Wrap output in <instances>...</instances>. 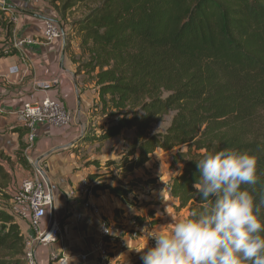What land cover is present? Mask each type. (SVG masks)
I'll use <instances>...</instances> for the list:
<instances>
[{"label":"trees","instance_id":"obj_1","mask_svg":"<svg viewBox=\"0 0 264 264\" xmlns=\"http://www.w3.org/2000/svg\"><path fill=\"white\" fill-rule=\"evenodd\" d=\"M86 1L60 0L58 8L65 13ZM90 2L70 22L65 38L75 73L93 82L96 94L87 124L95 127L79 144H102L133 130L120 156L103 165L123 178L143 168L156 150L193 146L199 153L174 154L173 164L180 162L181 168L167 185L173 208L188 213L205 203L194 188L196 161L209 151L235 148L255 155L257 182L243 187L256 202L264 198V0ZM75 39L78 55L71 50ZM168 112L173 115L165 130L152 132ZM26 147L20 140L16 159L30 170ZM0 157L7 159L2 152ZM87 164L100 166L97 159ZM101 175L86 176L94 195L108 190L126 204H138L131 183L138 178L123 182ZM10 179L0 164L4 199L9 197L2 185ZM24 250L19 225L9 209L0 208V264H27ZM129 264L143 261L138 257Z\"/></svg>","mask_w":264,"mask_h":264},{"label":"crops","instance_id":"obj_2","mask_svg":"<svg viewBox=\"0 0 264 264\" xmlns=\"http://www.w3.org/2000/svg\"><path fill=\"white\" fill-rule=\"evenodd\" d=\"M1 1L6 6L0 8V153L7 159L0 157V164L11 179L19 184L22 179L31 176L35 163L41 161L53 194L54 219L58 222L63 220L66 225L57 242L41 246L35 242L28 220L14 219L21 229L26 246L35 252L36 264H58L53 255L60 254L68 257V264H97L99 259L90 250L102 220L119 219L121 223L129 225V219L136 214L148 216L152 213L149 209L165 208L164 202L173 205L175 200L166 192V200L142 206L129 205L108 190H103L88 198V201L99 207L100 216H94L83 208V199L75 194V188L87 174L98 169L93 164L87 166V159H81L80 149L72 143L79 138L88 122L96 94L93 82L75 73V64L66 52L64 40L70 22L81 13L76 17L75 8L62 13L58 8L60 0ZM47 20L60 25V38L49 42L40 41ZM28 37L36 38L37 41L32 44L22 42ZM77 42V39L71 42V50L76 55L80 52ZM11 66H17L18 71L9 73ZM43 82L53 83L43 89ZM45 96L58 100L71 112V123L60 129L46 124L37 125L35 139L29 142L18 111L30 98L41 99ZM126 133L129 135L124 138ZM132 135L133 130H124L119 136L105 141L104 144H116L113 147L115 152L111 151L112 155H106L104 159L118 157ZM20 140L27 144L25 155L28 162H34L30 170L25 169L16 159ZM144 167L135 170V175H140ZM118 209L121 212L117 217L114 212ZM172 211L176 216L172 213L162 215V220L153 227L156 234L168 231L174 222L188 213L187 209ZM126 240L122 248H116L109 264H122L118 258L129 256V252L125 251H133L135 245L141 244L139 241L143 240L144 245L148 241L146 235H142L139 241L130 240L129 237ZM82 255H87L86 259L82 260Z\"/></svg>","mask_w":264,"mask_h":264},{"label":"clouds","instance_id":"obj_3","mask_svg":"<svg viewBox=\"0 0 264 264\" xmlns=\"http://www.w3.org/2000/svg\"><path fill=\"white\" fill-rule=\"evenodd\" d=\"M196 164L194 188L205 203L168 231L145 232L154 244L137 250L143 264H264V198L243 187L257 182L255 155L222 148Z\"/></svg>","mask_w":264,"mask_h":264},{"label":"built area","instance_id":"obj_4","mask_svg":"<svg viewBox=\"0 0 264 264\" xmlns=\"http://www.w3.org/2000/svg\"><path fill=\"white\" fill-rule=\"evenodd\" d=\"M5 6V3L1 1L0 8L3 9ZM60 37V25L51 20L45 21L40 41L49 42ZM36 41L37 39L32 37L22 40V42L31 44ZM17 71V66L9 68V73H16ZM52 83L43 82L41 86L43 89H47ZM18 116L20 123L26 130L29 142H33L35 139L37 125L46 124L53 128H66L72 120L71 112L61 102L49 96L41 99L30 98L25 101L18 111ZM34 169L36 173L20 181L18 190L11 198L9 211L17 220H28L35 242L41 246H48L61 238V229L59 222L51 217L53 205L51 187L37 168L34 167ZM90 187L91 182L87 178H83L76 186L75 194L83 199L85 210L94 216H100L99 207L88 201V198L94 195ZM129 223L133 225V228H137L134 217L129 219ZM134 235H136L135 230L124 233L116 222L102 221L95 235L90 253L99 259L97 264H101V262L102 264H109L113 258L112 254L117 251L116 248H122L125 245V238ZM86 257L87 255L80 256L82 260ZM24 259L27 264H36L35 252L28 248L26 243ZM53 259H56L58 264H68V257L63 254L53 255Z\"/></svg>","mask_w":264,"mask_h":264},{"label":"rangeland","instance_id":"obj_5","mask_svg":"<svg viewBox=\"0 0 264 264\" xmlns=\"http://www.w3.org/2000/svg\"><path fill=\"white\" fill-rule=\"evenodd\" d=\"M60 3L61 2H59V6H60ZM86 5H92V2L88 0L85 3L79 4L77 7H75L74 13H76L75 15L76 17L83 11ZM172 115H173V112H168L167 114L163 115L160 120L153 123L151 131L152 132L164 131L165 128L170 123ZM87 124L88 122L86 123V125H84V130L82 132L83 134L87 131L88 128H90L89 129V132H90V131H93L95 127L93 125L90 126V124L89 125ZM56 129H60V128H56ZM128 135L129 133H126V136L124 138H126ZM129 143H130V140H129ZM75 144H77L76 148L80 149L81 159H87V162L93 159H97L99 161L100 166H95V165L94 166L98 169L96 171L97 173L104 174V175H101L100 178H103L105 180L110 179V178L112 179L114 178L116 180L120 179L123 182H128L129 180H132L133 178H138V179H133L131 182L132 185L134 186L132 187L133 195L136 196L138 203H139L137 204L138 206H142L147 203L149 204V203L159 202V201L167 199L166 192H168L167 190L168 182L171 179V177L175 175L181 168L180 162L173 164L174 154H176L177 152L187 153L186 157H189L193 154L199 153L197 150L194 149L193 146H188V145H182L180 147L174 148L169 151L158 150L157 153L151 156L150 160L148 161L149 163L145 165L144 169L140 171V175L138 174L135 175V173H133V175H129L126 178H123L121 175L118 174L117 170L111 167L107 168L103 166L106 160L104 159L105 158L104 156L109 155V154L112 155V152H115V150H113V147L115 146L116 143L112 144V143L107 142L105 144L104 143L102 144H97V143L82 144L80 143L79 144V142H75ZM117 158L118 157L114 156V157H111L110 159H117ZM31 165L33 166L34 162H32ZM37 165L44 172V167L41 164V161H39ZM87 166H89V164H87ZM109 170H111L112 173H107ZM34 173L36 172H35V169L33 168L31 176ZM136 176H139V177H136ZM18 188H19V184L17 183L16 180H12V179H10L7 183H4L2 185V190L5 192L4 194H6L9 197V199L7 198L4 199L2 196H0V208L10 209L11 198L14 195V193L18 190ZM128 198H131V195H129ZM123 203H124V200H123ZM164 206L165 208H162V209H154V208L149 209L152 211V213L149 214L148 216L146 215L142 216L140 213L136 214L134 217L136 218L137 216L139 218L137 219V222H138L136 226L137 228H133V225L131 223L129 225L126 223L125 224L121 223L120 221H118L119 219L117 220L112 219L109 221L116 222V224H118L121 227L124 233H130L131 231L135 230L136 235L129 236V238L130 240L139 241L138 239L142 237V235H145V232L150 233L152 235H156L155 231H153V227H155L162 220L161 219L162 215L165 216L167 213L174 214V212L172 211L174 210V208L171 202H164ZM134 214L135 213H133V215ZM174 215L176 216V214ZM141 218H145V219L143 222L140 223ZM154 220H158V223L155 225H152V222H154ZM102 221H107V219L102 220ZM65 225L66 224L63 222V220L59 222V226L61 230H63ZM127 240L125 238V241ZM142 241H139L141 242V244L138 243L137 245H135V248L133 251H125V252H129V256L118 258V262H120L121 260L122 264L132 263L138 257H141L142 253L137 250H140L142 248H145L144 250H146L148 246H151L154 244V240H151V239H149L145 245L142 244Z\"/></svg>","mask_w":264,"mask_h":264},{"label":"water","instance_id":"obj_6","mask_svg":"<svg viewBox=\"0 0 264 264\" xmlns=\"http://www.w3.org/2000/svg\"><path fill=\"white\" fill-rule=\"evenodd\" d=\"M64 40H65V38H64ZM82 136H83V133H81V135L79 136V138L75 141V142H80L81 140H82ZM75 142L74 143H72V145H74L75 144ZM38 161L35 163V167L37 168V170L40 172V174L44 177V179L47 181V179H46V176H45V172H43L39 167H38ZM53 207V206H52ZM51 217L52 218H54V209L52 208V210H51Z\"/></svg>","mask_w":264,"mask_h":264}]
</instances>
